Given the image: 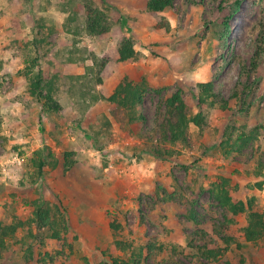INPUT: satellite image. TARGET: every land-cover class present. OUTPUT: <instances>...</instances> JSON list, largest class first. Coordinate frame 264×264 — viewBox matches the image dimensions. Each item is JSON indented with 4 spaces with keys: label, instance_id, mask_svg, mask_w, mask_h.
<instances>
[{
    "label": "rangeland",
    "instance_id": "rangeland-1",
    "mask_svg": "<svg viewBox=\"0 0 264 264\" xmlns=\"http://www.w3.org/2000/svg\"><path fill=\"white\" fill-rule=\"evenodd\" d=\"M93 1L112 23L101 35L66 29L81 0H0V226H15L0 233V264H96L103 254L210 264L199 254L202 237L229 216L213 191L226 182L264 211V54L251 66L264 0H175L160 13L167 30L155 26L146 0ZM122 37L135 55L119 61ZM88 53L106 61L100 82L91 57L80 59ZM38 71L60 113L29 95L24 72ZM123 80L145 85L138 133L128 132L127 111L105 99ZM208 80L219 97L202 108L207 126L191 123L186 141L161 143L165 98L176 90L191 95ZM86 89L98 99L82 97ZM227 126L256 129L257 137L241 154L226 155L219 143ZM34 203L51 210L53 229L34 220ZM244 223L240 214L229 224L241 247L227 255L234 264L241 256L264 264V237L246 242Z\"/></svg>",
    "mask_w": 264,
    "mask_h": 264
},
{
    "label": "trees",
    "instance_id": "trees-1",
    "mask_svg": "<svg viewBox=\"0 0 264 264\" xmlns=\"http://www.w3.org/2000/svg\"><path fill=\"white\" fill-rule=\"evenodd\" d=\"M175 0H146V11L156 17L155 26L160 28L164 27L169 29L170 25L166 19L161 16V12L167 8H171L174 5ZM234 4L233 11L237 9ZM81 14L79 10H71L67 16V23H65L66 29L73 33L78 34V31L85 32L88 35H101L109 31L111 28V20L108 14L99 6L95 4L93 0H81ZM72 28L70 27V23ZM226 36L229 32H224ZM254 53L251 58V66L255 70L259 65L260 58L264 54V34L260 36V39L256 41ZM118 60L124 61L133 58L135 55V48L133 41L128 37H122L117 43ZM91 57V53L82 56L80 59L85 60ZM92 67L89 68L95 71V81L100 82V73L105 67V62H98L95 56L91 57ZM106 60V59H105ZM243 68V67H242ZM246 73H250L247 71ZM24 77L27 79L28 87L27 91L29 95L34 98L43 101V105L54 112L60 113L62 105L52 94L49 82L44 80L42 72L38 71L33 76H30L28 72H24ZM77 79L84 78L83 75L74 76ZM143 83V82H142ZM145 85L134 84L131 81H121L110 96L105 99L113 104H116L123 108L128 113V132L138 133L142 129V117L135 111L136 107L142 104ZM198 91H194L191 95L176 90L168 97L165 98L163 106L165 107L164 118L160 124L161 143H176L184 142L187 139V131L189 125L192 123L199 129L207 126V118L204 115L202 108L206 106H214L217 97L219 95L214 91V84L211 80L198 82L196 84ZM82 97L89 96L91 100L98 99L95 94H89L88 89L81 90ZM234 96L238 97L237 91L234 92ZM223 106L226 107V101L222 100ZM194 108H198L196 112H193ZM236 131V132H235ZM257 137L256 129L250 131L240 130L235 126H227L220 140V146L225 150L226 155L232 153H242L248 145ZM39 157L40 151L36 152ZM72 153H65V156H71ZM38 157V158H39ZM45 162L42 160H35V166L41 171ZM223 182L221 188L213 191L214 198L217 200L219 206H221L229 216L225 217L223 223L213 225L211 234L206 233L202 237V245L199 248V254L210 264H234L230 257L227 255L230 247L234 245L236 248L241 247V243L232 234L229 224L234 223V217L240 214L244 215L245 223L242 228V236L246 242H255L264 237V211L260 201L255 196L247 198H240L235 195V192L230 191L226 184ZM262 188L263 181L257 183ZM34 220L44 227L54 228L55 220L52 217L51 210L48 207L43 206L40 203H34L32 208ZM190 218L193 221H197L195 213H189ZM0 233L7 235L10 231L15 229V226H0ZM3 241H0V247H3ZM145 250L152 251L154 246L152 243H148ZM103 259H100L96 264H142L139 255L134 254L132 257L121 259L110 254H103ZM42 264H54L52 262L46 263L44 259L41 260ZM246 260L243 256L240 257L236 264H245Z\"/></svg>",
    "mask_w": 264,
    "mask_h": 264
}]
</instances>
